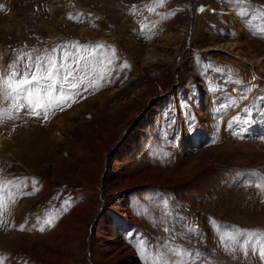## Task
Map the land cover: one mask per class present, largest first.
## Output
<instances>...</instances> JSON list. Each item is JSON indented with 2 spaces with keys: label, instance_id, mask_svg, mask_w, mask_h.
<instances>
[{
  "label": "rangeland",
  "instance_id": "obj_1",
  "mask_svg": "<svg viewBox=\"0 0 264 264\" xmlns=\"http://www.w3.org/2000/svg\"><path fill=\"white\" fill-rule=\"evenodd\" d=\"M47 57L46 114L0 95V264H264V0H0V77Z\"/></svg>",
  "mask_w": 264,
  "mask_h": 264
},
{
  "label": "snow or ice",
  "instance_id": "obj_2",
  "mask_svg": "<svg viewBox=\"0 0 264 264\" xmlns=\"http://www.w3.org/2000/svg\"><path fill=\"white\" fill-rule=\"evenodd\" d=\"M162 2V0H161ZM47 61V74L46 75H40L43 68L45 67V64L37 58L35 68L33 70V65H28V72L21 73L17 70L16 65H11L10 68L12 71L9 72L7 78L0 77V95H3L5 99L11 98L13 100H16L17 103L13 105L14 108H20V107H27L31 110L32 113L36 115H40V111L37 109H43L45 111V114L47 112L48 107L52 106V102L54 97L51 94H48L49 98L47 103H42V97L35 94V92L32 89V84L36 83L40 80H46L50 82V87L54 85L58 80V73L60 72V67L57 66L56 62L51 57L46 58ZM20 101H25L26 104L22 105ZM64 103V98H58L56 100V105L58 107H61ZM15 183V186H19V183ZM258 187L264 189V182L257 185ZM49 222L50 221H46ZM21 230L23 228L21 227ZM43 230V228H41ZM248 233L245 232H236L233 230L231 233H224L222 236V240L227 241L225 244L226 250L230 249L231 243L236 242L239 243V237L241 236H247ZM251 241H248L247 245H242V251L245 255L248 254V247L251 245ZM252 251L254 253H258L259 257L262 261H264V240L260 241L258 243L257 247L252 248ZM177 255H181V258L183 256L182 253L177 252Z\"/></svg>",
  "mask_w": 264,
  "mask_h": 264
}]
</instances>
